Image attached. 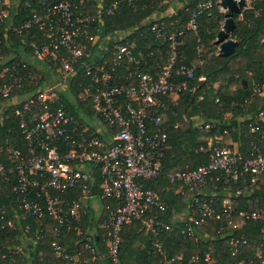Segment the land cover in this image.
<instances>
[{
  "label": "built area",
  "instance_id": "built-area-1",
  "mask_svg": "<svg viewBox=\"0 0 264 264\" xmlns=\"http://www.w3.org/2000/svg\"><path fill=\"white\" fill-rule=\"evenodd\" d=\"M124 1L134 2H102L90 11L88 0H41V11L32 9L15 21L10 18L9 0H0V30L5 38L8 31L19 36L24 55L13 59L0 51V123H10L8 135L0 139V182L11 195L0 202V235L15 228L12 215L19 223L29 217L51 216L55 220L50 240L53 254L71 263L79 251L72 253L61 243L62 230L73 228L81 233L73 224L78 210L86 209L81 198H89L98 187L105 210L102 227L107 256L114 264H120L123 226L133 219H140L153 236L158 262L146 264H227L215 256L211 245L202 255L189 257L166 251L162 233L173 230L174 220L148 214L153 209L165 210L169 204L162 191L146 185L161 172L169 113L175 114L169 103L175 104L193 89L190 80L196 64L179 62L180 38L187 31L198 33L202 10L214 4L224 9L219 0H201L184 24L172 22L166 28L163 22H152L149 28L155 40L168 42L167 57L155 70H144L134 54V43L120 42L127 34L118 33L108 41L103 38V15L112 14ZM110 46L111 65L106 57ZM119 66L128 72L119 73ZM78 74L85 80L76 81ZM262 95L264 82L254 83L242 100ZM92 116L96 127L91 126ZM237 120L231 130L244 121L251 135L245 154L238 142L231 141L228 127L213 131L216 123L198 121L195 127L209 134L201 136L206 145L201 142L195 152H207V160L169 172V185L163 190L178 194L187 204V216L174 217L184 236L195 241L211 237L200 226L217 221L213 237L231 258L228 264H264V225L254 242L244 231L249 222L264 224V203L249 207L260 202L256 191L264 176V108ZM74 191H80L81 198H70ZM28 230L26 222L22 234ZM86 247L94 252L91 245ZM23 253L21 242L0 246V264H17Z\"/></svg>",
  "mask_w": 264,
  "mask_h": 264
},
{
  "label": "trees",
  "instance_id": "trees-1",
  "mask_svg": "<svg viewBox=\"0 0 264 264\" xmlns=\"http://www.w3.org/2000/svg\"><path fill=\"white\" fill-rule=\"evenodd\" d=\"M27 1L32 2L31 5L27 6L25 4ZM111 1L88 0V9L94 11L100 3L109 4ZM182 1L181 5H177L175 12L170 15L158 16L153 20H148V17L153 16L152 14L155 12L164 11L173 0H134L131 5H128L124 1L120 3L112 14L103 15V32L110 33L118 29L127 31V35L120 42L129 44L133 42L134 54L140 58L142 68L144 70H155L156 64H162L166 59L168 42L164 39L161 41L155 40V34L149 28L150 24L156 20L159 23L163 22L166 28H169L172 22L173 25L184 24L190 15V11L201 0ZM42 8L41 0H17L14 8H11L10 18H13L15 21L21 20L32 9L41 11ZM223 17L224 13L219 10L217 4H214L199 13L198 33L187 31L180 38L179 62L197 64L194 76L190 80V86L193 89L183 93L175 104L169 103L172 112L174 111L175 114L169 113L168 147L162 159L161 172L157 180L146 182L147 186L162 191L169 204L165 210L153 209L148 212V214H152L154 217L164 221H173L174 215L181 211L186 204L178 194L163 190V186L169 185L167 174L171 171L182 169L186 165L192 166L205 162L208 158L207 152H195V148L201 142L206 145L199 137L209 133L196 128L191 119L192 116L200 115L203 118V120L200 119L203 123H216L212 128L213 131L218 126L228 127L230 129L229 135L239 143L240 150L245 154L251 137L246 131V123L241 121L237 129L231 130L230 127L238 121L236 119L238 116L255 113L259 109L264 108V95L255 96L252 100L246 102L242 100L254 83L264 82V0H254L249 6L241 10V18L236 21L233 31L239 43L232 54L225 56L218 52L204 59L202 64H199L202 55L197 51L198 45L204 42L205 45L210 46L209 42L215 39L216 33L221 26L220 20ZM234 18H237V14H234ZM21 46L18 35L8 31L7 38H5L3 32L0 30V51L6 54L7 52L10 53V57L13 59H20L24 57L20 53L22 51ZM106 56L108 64H113L111 46L106 52ZM2 65L0 61V69ZM118 72L126 74L128 70L123 66H119ZM247 72H249V75H247ZM223 74L228 76L229 84L237 82L236 88L230 92L222 91L214 86V83ZM200 76H204L205 78L199 79ZM85 78L83 74H78L75 77L76 81H84ZM1 81L2 79L0 78ZM77 86L75 83L73 88L76 89ZM73 113L75 116H78L77 111ZM226 113H230V118H232L229 123L223 121ZM176 121L178 122L177 126H173V124L177 123ZM9 124L8 121L0 123V139L8 135ZM13 131L15 133L16 129ZM11 136L13 137L14 134ZM258 187L256 193L259 195L260 202L249 205L250 208H257L260 204L264 203V176L258 182ZM96 190H98L97 187ZM10 196V193L4 187V183L0 182V202L2 200L7 201ZM71 197H77V192L72 194ZM244 204V201L241 200L240 206L243 207ZM26 222L29 225V230L24 236L34 241L33 256L36 264H70L67 261L61 262L60 259L54 256L51 249L50 240L54 234L53 227L55 224V220L51 216L41 219L35 216L29 217ZM25 223L23 222L18 227L9 229L6 234L0 235V246L14 247L20 244V236H22V229ZM73 224H75L74 221ZM180 224L179 221H174L173 230L162 233L164 248L170 254L183 252L185 257H189L195 253L202 255L203 250L211 245L215 250V256L219 260L227 264L231 262L229 255L226 252H222L218 241L213 237L219 227L217 221H206L200 226L201 229L212 235L200 241H195L192 237L184 236L180 232ZM262 225L264 224L250 222L245 224V235L250 242H254L260 236L259 229ZM100 230L98 229V231ZM84 237V234H76L73 228H63L61 243L72 253L80 252V262L75 264H98L100 262L99 259L97 257L92 259L93 254L90 252V248L85 247L84 244H102L100 248H103L104 240H102L101 235H99L98 239ZM121 238L118 253L120 264L158 262L157 254L153 253V236L150 233L143 235L142 228L137 220L133 219L129 224H124ZM140 238L147 241L148 250L135 245L137 239ZM101 251H105L107 254V246L101 249ZM22 257L23 254L17 259V264H22ZM23 261L25 262L27 259L24 258ZM105 261V264H114L108 256L105 257Z\"/></svg>",
  "mask_w": 264,
  "mask_h": 264
},
{
  "label": "crops",
  "instance_id": "crops-1",
  "mask_svg": "<svg viewBox=\"0 0 264 264\" xmlns=\"http://www.w3.org/2000/svg\"><path fill=\"white\" fill-rule=\"evenodd\" d=\"M9 3H10V7L14 8V6L17 4V0H9ZM182 3H183L182 0H180V1L173 0V2H170L168 7H166V9L164 11L155 12L152 14L153 16H150V17H158V16L160 17V16H165V15H170L171 13L175 12L177 5L178 4L181 5ZM118 33H120L121 35H126L128 32L121 30V29H118V30H115L114 32L104 33L103 38L105 41H108L109 39H112V36L119 35ZM247 73L249 74V72H247ZM173 98H175V96ZM231 119L232 118H230L228 120L225 119L224 121L229 123L228 121H231ZM193 120H195V122L201 121L200 119H196V118ZM230 139H231V141H233L235 143L237 142L235 139L232 138V136ZM97 189L98 190H96V188H94V190H92V195L89 198H81L82 193L80 191H74V193L77 192V197H75V198H81L83 204L86 206V209H79L78 210V216L76 217V219H74V222L81 229V233H76V234H78V235L84 234L85 235L84 238L88 237V238L98 239L99 235H101L102 240H104L103 248H100V247H102V244L101 245H98V244L93 245L91 243H85L84 246L86 247L87 244L91 245L94 248V252L90 251L93 254V256L91 258L94 259L95 257H97V259H99V261H100L98 264H105V262H106L105 257H107V254L105 251H101V249H104L107 246L106 240H105L106 238H105L104 229L102 227V220L104 217V209H103V201L99 198L100 189L98 187H97ZM74 193H71L69 195V197L74 198V197H71L72 194H74ZM183 209H188L187 204H185V207ZM174 216L181 218V216H179L178 213H176ZM12 220H13V223L15 225V228L21 224V222L19 223L18 220L15 217H13V215H12ZM134 220H137L139 222L140 227L142 228L143 235H146L147 231L145 230L142 221L140 219H134ZM174 221H175V218H174ZM129 223H130V221H129ZM129 223H127V224H129ZM98 229H101V230L98 231ZM20 241H21L22 247L24 249V253H23L22 258L27 259V261H25V262H27V264H36V261H35L34 256H33V253H34L33 251H34L35 246L33 245L32 241L29 240L28 238H25V236L23 234H22V236H20ZM135 245L136 246L139 245L140 247H142L145 250L149 249L147 241L145 239H141V238L137 239V241L135 242ZM86 261H88V259H86ZM79 262H80V252L75 255L74 261L71 262L70 264H75V263H79Z\"/></svg>",
  "mask_w": 264,
  "mask_h": 264
},
{
  "label": "water",
  "instance_id": "water-1",
  "mask_svg": "<svg viewBox=\"0 0 264 264\" xmlns=\"http://www.w3.org/2000/svg\"><path fill=\"white\" fill-rule=\"evenodd\" d=\"M219 5L224 9V19L216 33L215 43L219 46V53L226 56L232 54L239 43L230 34L236 26L234 14H241V10L247 6V0H219Z\"/></svg>",
  "mask_w": 264,
  "mask_h": 264
},
{
  "label": "rangeland",
  "instance_id": "rangeland-1",
  "mask_svg": "<svg viewBox=\"0 0 264 264\" xmlns=\"http://www.w3.org/2000/svg\"><path fill=\"white\" fill-rule=\"evenodd\" d=\"M253 1L254 0H247V6H249ZM223 13H224V11H223ZM240 18H241V14H237V18H235V21H237ZM223 19H224V17L220 20L221 25L223 23ZM230 37L238 39L237 36L233 34V32L230 34ZM209 44H210V46H207V45H205L204 42H202L201 44L198 45L197 51H198V53L200 55H202V58L199 60V64H202L204 59H207V58L211 57L212 55H214V54L219 52V46L215 43V39L213 41L209 42ZM206 52H207V55H206ZM166 57H167V54H166ZM46 73H47L49 79L53 80L52 74L49 73V71H47V70H46ZM247 75H249V74L247 73ZM204 78L205 77H203V76L199 77V79H204ZM236 85H237V82L236 83L234 82L232 84L228 83V76L226 74L225 75L224 74L221 75V77L214 83L215 87H217V88H219V89H221L222 91H225V92H230L231 90L235 89ZM224 117H225L224 119H227V120L230 119V113H226L224 115ZM195 118L203 120V118H201L200 115H193L191 119L193 120ZM224 119H223V121H224ZM90 120H91L90 122L93 123L92 125L91 124L90 125L92 127H96L97 124L94 123L95 118L92 116L90 118ZM194 122H195V120H193V124L196 123V122L195 123ZM228 122H230V121H228ZM199 138H201V137H199ZM178 214L181 217H186L187 216V209H182L181 211L178 212Z\"/></svg>",
  "mask_w": 264,
  "mask_h": 264
}]
</instances>
